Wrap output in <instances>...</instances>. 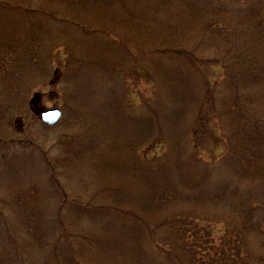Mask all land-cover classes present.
<instances>
[{"label": "rangeland", "instance_id": "374dc122", "mask_svg": "<svg viewBox=\"0 0 264 264\" xmlns=\"http://www.w3.org/2000/svg\"><path fill=\"white\" fill-rule=\"evenodd\" d=\"M253 4L0 0V45L7 49L0 58V264H178L152 247L143 217L134 213L148 214L143 201L122 192L150 200L152 169L143 167L161 150L152 144L156 109L159 119L179 123L171 130L153 129L163 132L162 141L178 145L188 172L206 175L208 170L191 152L194 140L202 158L218 160L211 177L201 181L203 191L194 185L192 195L178 198L171 209L181 205L201 215L194 220L197 230L217 245L227 224L230 238L240 237L245 245L239 264H264V168H258L263 177L240 182L238 190L237 161L219 160L226 145L210 117L197 124L190 144L176 135L180 129L192 133L203 95L202 86L196 92L198 84L222 70L213 65L201 72L202 59L216 54L218 41L211 31L205 40L211 25L203 12L220 8L240 14ZM155 45L170 49L158 51ZM48 104L63 109L57 123L40 118L39 110ZM180 109L184 112L176 116ZM130 140L138 143L137 150L106 149L107 142L123 147ZM91 141L99 147L91 149ZM124 156L140 167L131 165L126 175L118 174ZM137 175L145 184L135 182ZM109 182L116 183L117 191L107 196L112 194L118 209L93 212L88 208L93 192ZM117 183L123 187L119 193ZM248 189L261 203L244 209ZM190 227L193 232L194 224Z\"/></svg>", "mask_w": 264, "mask_h": 264}, {"label": "trees", "instance_id": "16d2710c", "mask_svg": "<svg viewBox=\"0 0 264 264\" xmlns=\"http://www.w3.org/2000/svg\"><path fill=\"white\" fill-rule=\"evenodd\" d=\"M263 8L264 0H254L253 8L240 14L229 13L220 8L208 14L205 11L203 12L206 20L211 25L210 29L204 32L205 40H207L208 31H211L218 41L215 43L216 54L212 57L206 55L202 59L204 62L200 64V67L202 66L201 72L203 66L208 68L213 65L221 66L222 70L218 73L220 74L218 77L214 78L212 74L211 77L205 76L202 82L203 85L198 84L196 92L199 91V86H202L201 92L203 91V95L199 106L195 110V121L190 129L192 133L189 132L186 135L184 130L180 129L176 134L189 143L192 138H195L197 124L210 117V120L213 121L214 133L218 134V138L226 145L224 157L219 158V160L229 165L235 160L237 161V171L241 177V180L235 184L238 190L241 188L240 182L247 183L252 176L263 177L261 176L262 172L258 171V168H264V111L262 110V106H264L262 105L264 104ZM208 44L211 45L212 43ZM208 44L204 43L205 46ZM171 46L176 50L179 49L176 45ZM165 48L170 49L168 45H157L156 47L158 51L166 50ZM4 51H7L6 46L0 45V58H3ZM206 71L203 70L202 73L206 74ZM180 111L184 112L181 109L175 111L176 116ZM157 125L166 126L170 130L174 129L175 126H180L176 119L172 121L159 119L158 109L152 112V144L161 147V150L152 154V163L147 161V164H144L143 167L144 171L152 169V188L149 191L151 201L142 200L135 192L126 189L122 191L123 187L120 188L121 184L117 183L118 193L121 190L124 192L123 195L129 194L135 200L138 198L139 201H143L146 208L143 211H147L148 214H143L142 209H135L134 213L143 217L142 224L150 231L152 247H155L158 252L174 257L178 264H239L247 253L245 245L240 237H237L235 241L230 238V232H228L230 229L227 224L224 225L225 230L220 234L221 240L217 245L213 237L204 236L197 230L196 225H199V223H195L194 220H199L201 215L198 216L191 209L181 205L171 209L175 200L192 195L194 185L203 188L200 187L203 177L207 175L211 177L213 174L211 165L216 164L218 160L208 161L202 158L194 140V145H190L191 152L201 161L206 162L205 165L208 170L205 171L206 175L198 173V171L191 174L186 167L187 161L184 162L178 154V145L176 147L174 141H168L167 139H165L167 141H162L160 138L163 132L160 131L159 135L153 129ZM183 134L186 135L187 139ZM91 143L94 145L91 146V149L94 150L99 147L96 145L97 142L91 141ZM121 146L120 143L107 142L106 149H120L128 152L127 150L132 151V149L137 150L139 148L138 143L133 140H130L128 144H124L123 147ZM102 152L104 151H101L100 154ZM109 157L110 155H107L105 160L106 158L108 160ZM116 159L114 157L115 163ZM121 159H124L122 162L123 167L120 168L121 171L118 174L126 175V168L130 169L131 165L134 168L140 167L137 163H130V160L125 156ZM118 164L116 163V165ZM174 172L177 175L173 174ZM137 176L135 182L141 181L145 184V179L142 181L141 176ZM115 184L109 182L108 185H99L91 196L94 202L92 201L88 208L92 209L93 212H103L111 208L118 209L115 202L111 201L110 196L112 194L107 196L110 190L117 191L115 190ZM218 193L221 195V192H217V195L214 193L216 197L220 196ZM113 195L116 196L117 193ZM243 201L244 209H251L252 204L261 203L260 199L252 198L250 189L247 190V195ZM151 207L152 211H149ZM205 214L208 215L209 213L205 212ZM205 214L203 213V216H206ZM220 218L216 220L221 222L222 219ZM191 224L195 226L193 232V227H190ZM206 233L210 234L209 230Z\"/></svg>", "mask_w": 264, "mask_h": 264}, {"label": "clouds", "instance_id": "9594fccd", "mask_svg": "<svg viewBox=\"0 0 264 264\" xmlns=\"http://www.w3.org/2000/svg\"><path fill=\"white\" fill-rule=\"evenodd\" d=\"M47 108H48V111H45L42 113V119L45 121V122H48V123H55L57 120H59L63 113L61 111V109L59 108V110H52L53 107L51 104H48L47 105Z\"/></svg>", "mask_w": 264, "mask_h": 264}, {"label": "water", "instance_id": "95a60500", "mask_svg": "<svg viewBox=\"0 0 264 264\" xmlns=\"http://www.w3.org/2000/svg\"><path fill=\"white\" fill-rule=\"evenodd\" d=\"M53 107V109L52 110H54V111H56V110H59V108L61 109V111H62V113H63V109L60 107V106H58V105H55V106H52ZM45 111H48V108H42V109H40L39 110V114H40V116H41V119H42V113L43 112H45ZM61 119V118H60ZM59 119V120H60ZM43 120V119H42ZM59 120H57L55 123H57ZM44 121V120H43ZM45 122V121H44ZM45 123H48V122H45ZM48 124H50V123H48ZM51 124H54V123H51Z\"/></svg>", "mask_w": 264, "mask_h": 264}]
</instances>
